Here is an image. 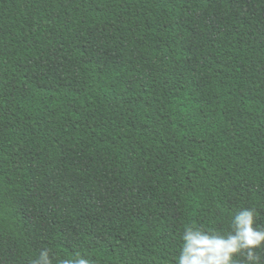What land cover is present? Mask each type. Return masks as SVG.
<instances>
[{
    "label": "trees",
    "instance_id": "trees-1",
    "mask_svg": "<svg viewBox=\"0 0 264 264\" xmlns=\"http://www.w3.org/2000/svg\"><path fill=\"white\" fill-rule=\"evenodd\" d=\"M0 264H264V0H0Z\"/></svg>",
    "mask_w": 264,
    "mask_h": 264
}]
</instances>
